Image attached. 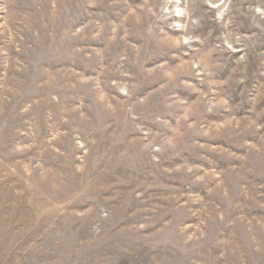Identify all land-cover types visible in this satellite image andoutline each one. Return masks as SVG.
I'll list each match as a JSON object with an SVG mask.
<instances>
[{
    "label": "rangeland",
    "instance_id": "374dc122",
    "mask_svg": "<svg viewBox=\"0 0 264 264\" xmlns=\"http://www.w3.org/2000/svg\"><path fill=\"white\" fill-rule=\"evenodd\" d=\"M0 264H264V0H0Z\"/></svg>",
    "mask_w": 264,
    "mask_h": 264
}]
</instances>
